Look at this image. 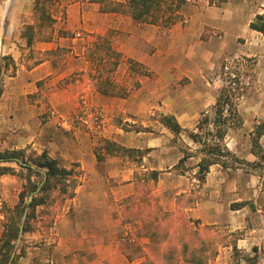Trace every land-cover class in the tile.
I'll use <instances>...</instances> for the list:
<instances>
[{"label": "crops", "instance_id": "1", "mask_svg": "<svg viewBox=\"0 0 264 264\" xmlns=\"http://www.w3.org/2000/svg\"><path fill=\"white\" fill-rule=\"evenodd\" d=\"M109 1L125 3V0ZM35 2L0 0V55L11 57L15 66V69L10 66V74V69L1 66L0 154L24 151L28 156L47 152L64 167L77 164L87 178L78 185L73 198L81 213L111 215L119 210L118 202L134 190L132 171L122 169L110 175L118 185L109 186L110 179L106 180L100 171L103 161L97 160L89 126L84 129L73 125L72 115L80 112L83 104L89 103L91 85L86 80L70 77L77 73L79 77L87 74L89 63L85 51L98 36L112 35L113 47L123 56L119 69L128 60L142 69L137 81L140 84L138 93L144 92V101L138 95H134L133 102L132 98L121 100L131 103L128 113L132 119L138 120L142 116L138 112L141 104L150 110L154 108L158 82L167 87L169 82H180L187 77V83L178 85V89L189 93L179 92L174 106L165 109L181 128H185L182 121L194 122L201 112L211 110L216 104L211 90L216 88L207 78L215 74L217 67L230 55L255 59V72L261 74L251 82L248 94L251 97L237 107L238 114L244 118V126L253 119H264V97L252 91L264 90V36L250 28L256 16L263 13L264 0H186L179 11V20L170 27L161 23H137L126 9L103 12L102 5L95 0H53L51 17L55 21L52 27H44L39 33ZM31 27L35 36L29 45L25 30ZM58 48L67 49L64 67H58L55 55H47ZM85 121L89 125L88 118ZM226 145L230 150L229 144ZM2 165L17 166L16 163ZM18 183L15 175L0 178V188L9 189L11 184L16 188ZM186 191L183 188L167 195L165 191H159L156 195L164 198L161 203L171 204L169 210H174L176 195ZM260 202L264 206V196ZM87 204H90L89 212L85 208ZM235 212L242 218L249 210L244 207ZM206 215L200 209L194 214L209 221L211 216L207 218ZM235 222L243 228V220ZM240 241L264 247V226L249 229Z\"/></svg>", "mask_w": 264, "mask_h": 264}, {"label": "rangeland", "instance_id": "2", "mask_svg": "<svg viewBox=\"0 0 264 264\" xmlns=\"http://www.w3.org/2000/svg\"><path fill=\"white\" fill-rule=\"evenodd\" d=\"M51 5L52 3L45 5L46 14L50 16ZM38 17H40L39 14ZM44 23L46 24L47 21ZM27 34L29 29L25 30V35ZM109 36L112 38L111 34ZM88 48L85 51L87 61ZM66 51L67 49H64L54 57L57 65H60L58 67H64L67 64L64 63L68 59L65 57ZM88 63L89 70L84 77L83 74L79 77V73L70 77V79L86 80L85 82H90L91 85V90L88 91L89 103L83 104L81 111L72 115L73 125L84 127V129L89 126L88 131L95 143L96 157L98 153L103 161L100 171L106 180L110 179L109 186L118 185V181L110 175L121 169L132 171L134 190L125 197L128 198L137 189L135 178L137 174L152 170L160 172L158 181L155 184L149 183L147 186L160 209L165 212H176L181 209L193 222H199V232L207 241L203 254L194 258L190 256L189 259L181 257L178 264H264V247L252 246L246 241H240L249 229H260L264 226V206L260 205V198L264 196V134L259 140L257 137V126L262 124L264 119H253L246 122L245 127L241 114H239L241 124L238 125L237 121H233L236 119L234 114L228 112L227 116L234 123L227 131L226 143L229 144L230 150H233L232 153L238 161L233 162V167L228 169L221 165L212 166L213 169H210L205 182L201 183L196 177V165L201 159V146L195 144L188 134L198 131L197 125L203 118H208L210 121L215 118L216 104L211 110L201 112L194 122L182 121L186 127L182 128L179 135H175L161 122V119L164 116H172L167 114L165 109L174 106L179 92L189 93V91L178 89V85L184 86L187 83V77H183L180 82H169L167 87L162 82H158L155 86L157 95L154 98V108L150 110L141 104L138 112L142 116L134 120L131 113H128L131 103L121 100L132 98L133 102L136 98L134 95H138L144 101V92L138 93L140 84L137 81V75L142 73V69L134 61L126 62L109 77V74L103 71H107L109 67L105 68L101 65L98 68L100 72L103 71L100 82H104L108 77L111 84L115 86L114 94L103 95L95 80L98 73L89 61ZM3 65L5 62L2 61L0 67ZM256 66L255 59L232 55L225 58L217 67L216 73L207 78L216 88V90L211 89L216 100L222 89L230 92L236 107L240 102L251 97L248 95L251 92L249 89L251 82L261 76L255 72ZM9 69L10 74L12 72L10 66ZM252 91L264 97L263 89ZM206 98L209 99L208 94ZM87 118L89 125L85 121ZM106 140L130 149L131 152L108 153L105 147ZM135 145L139 147H134ZM186 153L196 159L179 164ZM13 166L19 170L17 166ZM61 166L64 167L62 163ZM67 169H74L79 173L78 185L87 179L77 164ZM24 175V173L15 175L19 180L16 188L15 184L9 185V189L0 188V238L7 216L11 215V210L19 203V196L25 190L27 181ZM43 179V174L33 176L32 181L37 188L25 193V205L29 196L33 194L31 203L35 198L39 199V196H43L48 201L47 206H38L33 210L29 231L23 234L12 264H88L87 262L90 261L89 264L100 262L136 264L140 261L131 262L126 257L125 251L127 250L130 257L134 258L138 254L137 248H141V253L144 252L149 239L137 232L142 227V222L139 218H132L134 213L125 216L120 211L119 203L123 199L118 202L119 210L111 215H99V212L87 215L77 210V203L73 201L75 195L69 198L59 191L41 195L39 186ZM183 188L187 191L176 195L174 210H169L171 204L165 201L161 203L164 198L156 195L159 191H165L164 194L167 195L168 192ZM89 205L85 206L87 212L90 209ZM244 207L248 208V215L238 217L240 213H234V211ZM199 209L205 215L209 214L206 215L207 218L211 216L213 219L206 221L194 216ZM239 220H243V228H239L235 222ZM104 246L109 248L105 249Z\"/></svg>", "mask_w": 264, "mask_h": 264}, {"label": "trees", "instance_id": "3", "mask_svg": "<svg viewBox=\"0 0 264 264\" xmlns=\"http://www.w3.org/2000/svg\"><path fill=\"white\" fill-rule=\"evenodd\" d=\"M95 1L102 5L103 12H121L126 9L137 23H161L165 27H170L179 20V11L182 4L186 2V0H125V3H114L109 0ZM52 2L53 0H36L35 2V16L37 21L39 20L37 33L44 27H52L55 21L50 15L46 14L45 8L46 3ZM38 14L40 17H38ZM44 21H47V23L45 24ZM250 28L264 36V11L251 22ZM28 29L27 38L30 45L33 42L35 32L33 27ZM60 51H64V49L58 48L55 51L48 52L47 55L57 56ZM87 54L88 61L98 73L95 80L101 93L103 95L114 94L113 87L115 86L111 84L110 78L107 77L104 82H100L103 71L109 74L110 77L115 74L119 65L123 62L122 54L113 47L112 38L109 35L98 36L87 49ZM2 61L5 62V70L9 69V66L15 69L14 60L11 57L0 55V63ZM131 61L128 60L130 63ZM101 65H104L105 68L109 67V69L100 72L98 68ZM137 65L139 66V64ZM2 72L3 69L0 67V75ZM108 87L111 89L109 90ZM2 93L3 89L0 86V97ZM227 107L229 108L227 109ZM229 111L236 118L233 121H237L236 123L240 125L241 120L235 102L230 92L222 89L216 100L215 118L211 121L208 118H203L197 125L198 131L188 134V137L194 143L201 146V159L196 165V177L201 183L205 182L213 165H221L223 168L228 169L233 167V162L238 161L225 143L227 131L234 123L227 116ZM161 122L175 135L182 132L180 124L172 116L162 117ZM257 130L259 140L264 134V121L257 126ZM105 147L108 153L119 152L124 154L131 152L130 149L117 146V144L108 140L105 141ZM190 157L186 153L179 164H184ZM14 158L21 159L24 165L15 162ZM0 160L2 161L0 162V178L4 175L24 173V178L27 181L25 190L19 196V203L11 210V215L7 216L4 231L0 238V264H8L11 254L15 250L26 208L29 207V211L25 219L23 234L29 231L33 210L38 206H47L48 203L47 199L39 196V199L35 198L28 206L25 205V193L37 188L35 182L32 181L33 176L46 174L45 183L40 191L41 195L59 191L61 194L72 198L78 185L79 173L74 169L61 166V163L49 156L47 152H43L41 155L31 153L28 156L24 151L5 152L0 154ZM97 160L102 161V157L98 153ZM2 163H16L19 170L15 167L2 165ZM159 175L160 172L155 170L137 174L135 176L137 181L135 193L119 203L122 214L129 216V213H134L132 218L141 220L142 227L137 232L149 239L144 252L141 253V248L136 249L138 253L136 257H130L128 251H125L126 257L131 262L140 260L136 264H178L181 257L189 259L190 256L194 258V256L197 257L199 254H203L204 246L207 243L204 235L199 232V222H193L181 209L176 212H165L160 209L147 188L149 183L155 184L158 181ZM191 261L195 263L193 259Z\"/></svg>", "mask_w": 264, "mask_h": 264}, {"label": "water", "instance_id": "4", "mask_svg": "<svg viewBox=\"0 0 264 264\" xmlns=\"http://www.w3.org/2000/svg\"><path fill=\"white\" fill-rule=\"evenodd\" d=\"M14 161L17 162V163H19V164L24 165V163L21 162V161H20L19 159H17V158L14 159ZM0 162H2V161L0 160ZM32 168L35 169V167H33V166H32ZM43 174H44V179H43V182L41 183V185L39 186V189H40L41 186L45 183V180H46V174H45V173H43ZM32 198H33V194L29 196L28 201H27V206L31 203ZM28 209H29V207H27L26 210H25V213H24V216H23V220H22V224H21V226H20V230H19V237H18V241H17V244H16V248H15V250L13 251V253L11 254V258H10L8 264H12V261H13V259H14V257H15V254H16L17 246H18V244H19V242H20V240H21V238H22V236H23L24 223H25V219H26V215H27V211H28Z\"/></svg>", "mask_w": 264, "mask_h": 264}]
</instances>
